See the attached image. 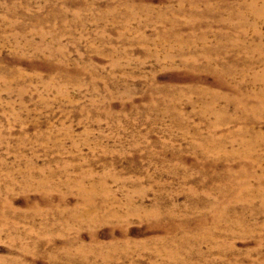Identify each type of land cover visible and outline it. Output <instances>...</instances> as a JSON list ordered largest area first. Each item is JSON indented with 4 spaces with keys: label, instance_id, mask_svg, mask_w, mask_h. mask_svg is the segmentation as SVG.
Listing matches in <instances>:
<instances>
[{
    "label": "rangeland",
    "instance_id": "rangeland-1",
    "mask_svg": "<svg viewBox=\"0 0 264 264\" xmlns=\"http://www.w3.org/2000/svg\"><path fill=\"white\" fill-rule=\"evenodd\" d=\"M264 0H0V264H264Z\"/></svg>",
    "mask_w": 264,
    "mask_h": 264
},
{
    "label": "bare ground",
    "instance_id": "bare-ground-1",
    "mask_svg": "<svg viewBox=\"0 0 264 264\" xmlns=\"http://www.w3.org/2000/svg\"><path fill=\"white\" fill-rule=\"evenodd\" d=\"M263 173H264V171H263Z\"/></svg>",
    "mask_w": 264,
    "mask_h": 264
}]
</instances>
